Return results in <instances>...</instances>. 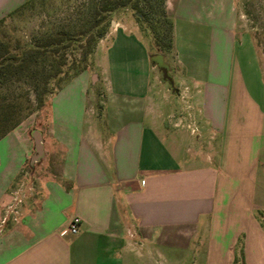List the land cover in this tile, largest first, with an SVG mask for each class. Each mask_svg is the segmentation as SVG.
Listing matches in <instances>:
<instances>
[{
    "label": "crops",
    "instance_id": "1",
    "mask_svg": "<svg viewBox=\"0 0 264 264\" xmlns=\"http://www.w3.org/2000/svg\"><path fill=\"white\" fill-rule=\"evenodd\" d=\"M26 1L0 0V20ZM166 11L169 73L196 90L189 104L197 105L200 130L185 144L167 127L172 102H158L162 81L150 53L115 23L98 62L101 80L90 86L84 71L50 98L33 163L57 157L59 172L38 179L19 204L23 167L37 156L34 131L22 123L0 139V264H128L153 259L170 236L182 249L197 238L193 259L209 264H264V78L256 49L238 32L234 0H166ZM93 89L103 97L95 118Z\"/></svg>",
    "mask_w": 264,
    "mask_h": 264
},
{
    "label": "rangeland",
    "instance_id": "2",
    "mask_svg": "<svg viewBox=\"0 0 264 264\" xmlns=\"http://www.w3.org/2000/svg\"><path fill=\"white\" fill-rule=\"evenodd\" d=\"M95 2L96 0H27L22 5L23 7H19V11L16 9L13 14L11 13L7 18L0 20V41L5 43L12 53L17 54L21 50L33 46L42 37L54 34L61 29L80 31L88 27L91 8ZM234 2L238 16V32L247 33L250 36L256 49L264 78V0H234ZM168 17L170 16L168 15ZM115 23L119 24L118 28L136 34L139 37L141 44L150 53V61H157L158 54H161L164 63L170 69H173L175 61L171 51L161 48L167 43L165 36L162 35L164 32L162 30L163 26L155 25L156 34L152 35L149 30L140 26L132 11H118L110 16L106 34L91 47V53L84 62L85 71L88 72L89 76L93 77V79H89L90 86L95 84L96 80H101L100 76L97 77L98 73H100L98 62L108 44L106 37L115 30ZM85 49V40H82L80 44L69 46L65 49L63 60L59 55L60 52L56 55L54 61L48 63L47 73L53 74L57 69L61 71L68 70L71 67L73 58L80 59ZM133 57L136 58L135 55ZM58 62L61 63L60 66L57 65ZM154 71L157 78L161 80L162 76L159 69L155 67ZM169 74L170 76H176L172 72ZM58 76L49 80L48 85L54 92L58 87L56 82ZM42 83L43 80L39 75L34 78L26 76L0 78V98H17L18 101L25 102L28 107V116L21 124L25 123L29 131H40L43 135H46L49 124V101L52 95L47 96L44 104H38L35 95V85H42ZM160 87L158 102H162L165 99L168 100V98L172 102L169 116L165 120L167 121L166 125L168 128L171 127L179 132L182 142L188 144L190 139H193L197 131L200 130L199 120L197 119V105L189 104V101L196 99L193 94L196 95L197 92L186 88L178 77H174L172 86L168 82H161ZM98 91L91 93L96 98L91 100L93 105L88 110V115H93L94 118L100 112V101H103V97L100 96L102 92ZM92 112L94 114L91 115ZM201 151L204 152L205 150L201 149ZM208 151L209 148L206 152ZM58 172L57 157L55 159L48 156L42 161V164L39 162L32 165L27 159L23 167V177L18 181L20 190L18 196L27 197L34 191L38 179L55 176ZM262 223L264 225V219H262ZM178 240L179 244H181V239L179 238ZM176 242V237L170 236L167 243L156 245L153 259H133L131 257L128 264H209L211 259H198L197 257L193 259L195 244L198 242L197 238L192 237L189 247L183 249L180 246L178 247ZM239 246L235 248V252L240 253L242 248H239ZM234 260H237L234 264H243V259Z\"/></svg>",
    "mask_w": 264,
    "mask_h": 264
},
{
    "label": "trees",
    "instance_id": "3",
    "mask_svg": "<svg viewBox=\"0 0 264 264\" xmlns=\"http://www.w3.org/2000/svg\"><path fill=\"white\" fill-rule=\"evenodd\" d=\"M19 10L18 8L17 11ZM125 10L132 11L140 26L149 30L152 35L156 34L155 25L163 26L162 35L165 36L167 43L161 48L166 51L171 50L173 23L167 15L166 0H96L91 8L88 27L80 31L61 29L54 34L42 37L33 46L27 47L17 54L12 53L8 46L0 41V78L41 76L43 83L42 85H35V95L38 104H44L48 95H53L62 86L86 70L84 62L91 53V47L106 34L108 19L113 13ZM82 40H85L86 49L80 59L74 57L68 70L57 69L53 74L47 73L48 63L54 61L56 55L61 52L59 55L63 60L65 49L71 45L80 44ZM57 65L60 66L61 63L58 62ZM56 76H58L56 79L58 87L54 92L48 84L49 80L55 79ZM27 110L26 103L18 101L17 98H0V139L21 124L28 116ZM256 214L258 218L263 216L262 212ZM261 225L264 228L262 222ZM235 262L237 260H234Z\"/></svg>",
    "mask_w": 264,
    "mask_h": 264
},
{
    "label": "water",
    "instance_id": "4",
    "mask_svg": "<svg viewBox=\"0 0 264 264\" xmlns=\"http://www.w3.org/2000/svg\"><path fill=\"white\" fill-rule=\"evenodd\" d=\"M152 65L156 66L159 71L161 72V80L162 82H168L170 86L173 85V80L172 77L170 76L169 68L168 66L164 63L163 61V56L161 54H158V59L157 61H152ZM33 139H34V145H35V151L37 153V156L32 160L31 162L33 163L34 161H38L40 159V156L42 154V139L39 131H34L33 134Z\"/></svg>",
    "mask_w": 264,
    "mask_h": 264
},
{
    "label": "built area",
    "instance_id": "5",
    "mask_svg": "<svg viewBox=\"0 0 264 264\" xmlns=\"http://www.w3.org/2000/svg\"><path fill=\"white\" fill-rule=\"evenodd\" d=\"M23 196L18 197L15 199L16 204L21 203ZM11 208V207H10ZM11 213L14 214V220L17 219V217L19 216V211H17V209H11ZM5 221V219H4ZM79 219L78 218H74L71 223L69 224L67 231H69L72 234H75L77 232V225H78Z\"/></svg>",
    "mask_w": 264,
    "mask_h": 264
}]
</instances>
